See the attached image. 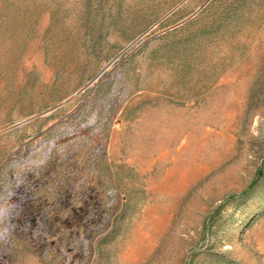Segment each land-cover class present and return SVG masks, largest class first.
Returning <instances> with one entry per match:
<instances>
[{"label": "rangeland", "instance_id": "374dc122", "mask_svg": "<svg viewBox=\"0 0 264 264\" xmlns=\"http://www.w3.org/2000/svg\"><path fill=\"white\" fill-rule=\"evenodd\" d=\"M0 264H264V0H0Z\"/></svg>", "mask_w": 264, "mask_h": 264}]
</instances>
